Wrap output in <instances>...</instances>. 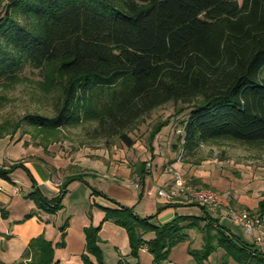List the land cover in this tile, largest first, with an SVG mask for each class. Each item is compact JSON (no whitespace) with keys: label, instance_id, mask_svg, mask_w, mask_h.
<instances>
[{"label":"trees","instance_id":"obj_1","mask_svg":"<svg viewBox=\"0 0 264 264\" xmlns=\"http://www.w3.org/2000/svg\"><path fill=\"white\" fill-rule=\"evenodd\" d=\"M27 67L40 71L41 90L54 95L51 116L23 117L42 138L65 127L86 126L87 137L104 140L106 146L118 140L132 147L131 131L172 102L185 105L176 113L190 110L179 136L185 157L224 139L264 145V0H5L0 7V82L16 83ZM170 119L152 127L151 145ZM19 167L35 184L26 197L47 213L62 208L71 181L84 180L83 173L68 176L59 194L47 196L21 161L0 166V177L14 183L10 174ZM92 193L107 197L94 188ZM262 196L259 217L264 216V191ZM113 202L117 207L103 208V221L126 229L133 257L145 246L151 264H163L176 244L189 239L188 229L201 228L202 246L188 247L196 264H205L218 248L235 264H264L261 248L209 214L176 215L156 224L154 215L141 217L132 207ZM0 212L8 216L1 206ZM201 221L206 222L200 227ZM61 229L58 243L40 234L12 264H54L55 247L65 244L64 225ZM100 229L101 224L84 229V264H105ZM147 233L154 235L145 239Z\"/></svg>","mask_w":264,"mask_h":264},{"label":"crops","instance_id":"obj_2","mask_svg":"<svg viewBox=\"0 0 264 264\" xmlns=\"http://www.w3.org/2000/svg\"><path fill=\"white\" fill-rule=\"evenodd\" d=\"M156 139L157 135L153 144L157 143ZM17 144L23 146L24 150L10 153V157L0 156V166L7 168L21 161L28 168L37 186L47 196L59 194L62 182L68 176L83 173L84 180L71 181L66 187L62 208L55 213H47L37 210L35 202L26 197L35 184L24 168L19 167L10 174L14 183L0 177V206L8 213V216L4 218L0 212V260L6 264L19 260L29 241L40 234H43L53 244L58 243L62 239L61 227L63 225L65 244L55 247L54 264H84L81 258L86 245L84 229L89 225L99 224H101L100 246L104 253L105 264H117L118 261L122 264H151L152 256L145 246L141 248L138 257L130 255L131 248L126 229L110 220L103 221L105 216L103 208L117 207L114 200L121 205L132 207L137 215L144 216L147 212V210L144 212L145 208H143L145 200L149 199L155 204H164L155 197V193L158 187H168L172 183L173 173L170 171L172 169L178 171L186 179L192 180L198 187L210 188L222 193L236 209L255 211L258 209L259 201L263 198L264 187L259 189L258 183L245 188L238 181L226 177L221 168L226 158L213 155V153L204 157H199L200 154H198L195 157L180 158L176 156V151L172 148L165 155H158L157 149L152 145L154 147L153 156H147L152 157V160L145 163L142 172L141 169L132 168L129 165L130 162L133 163L130 160L129 150L134 148V160L137 159V152H135L137 141L132 147L125 146L120 149L115 146L95 149L87 147L79 149L78 152L66 154L58 152V147L54 144L44 149L30 143L26 145L24 140L17 142L9 140L8 147L17 149ZM148 158H143L142 161L145 162ZM167 166L170 167L169 171H167ZM123 168L126 180H122L120 185L111 182L109 184L100 183V180L104 178L112 180ZM20 170H23V174ZM88 175L92 178L89 179ZM96 180H99L98 186H95ZM133 182H138V187ZM94 187H98V190L107 197L93 194L92 188ZM148 190H151L152 195L147 194ZM169 204H173L174 209L170 215L165 217H173L174 214L183 215V213L196 217L209 214L211 218L217 219L218 223L225 225L239 238L248 243H255L251 235L245 231L240 232L234 224L232 226L228 224L231 221L222 210H210L202 204L188 201ZM157 209L158 206L146 215H156L160 212ZM34 210L37 211L34 216L24 219L27 213ZM190 211H195L197 214H191ZM161 217L162 213H159L156 218ZM261 218L264 221V216ZM205 222L201 221L200 227ZM186 232L189 239L176 245L171 250L168 261L163 264H196L187 249L188 247L194 248L193 243L198 245L196 248L202 246L203 231L201 228H191ZM153 235V233H147L144 238L150 239ZM181 244V249L176 255L175 250ZM255 244L264 251V240ZM224 255V250L218 248L210 254L205 264H235L232 259H226ZM90 258L94 263L96 262L93 256Z\"/></svg>","mask_w":264,"mask_h":264},{"label":"rangeland","instance_id":"obj_3","mask_svg":"<svg viewBox=\"0 0 264 264\" xmlns=\"http://www.w3.org/2000/svg\"><path fill=\"white\" fill-rule=\"evenodd\" d=\"M4 2L5 0H0V7ZM42 80L43 77L38 69L27 67L21 74V78L16 83L0 82V156L10 157V153L17 152L18 150H24L23 146L21 147L19 144H17L18 147L16 146L17 149H11L10 146L8 147L9 140H13L15 142L24 140L26 145L30 143L35 147H43L44 149H46L48 145L54 144L58 147V152H62L64 154L78 152L79 149L82 150L87 147L93 149L98 147L111 148L115 146L118 149L125 147V145L118 140H114L112 144L108 145L110 147H108L104 143V140L94 139L89 136L87 137L85 134L86 126L65 127L60 129L54 137L52 135H47L45 138H42V135L38 132V130L29 125L26 120H23V117L30 113H39L51 116L54 112V95L52 93L46 94L41 90L40 82H42ZM184 106L185 105L182 103L173 104L172 102H169L152 111L144 118L137 128L131 131L130 135L137 141L138 150H135V152H137L136 160H134V148L129 150V155H131L130 160L133 162L132 164L130 162L129 165L132 166V168L134 167L140 169V163L143 162L142 159L148 158V155L153 156L152 152H154V147L157 149L158 155H165V153H168V151L172 148L176 151V156H180V158L185 157V154H183L181 149L182 146L179 136L183 133L182 122L187 119L190 110H185L182 113H176L177 109ZM168 116H171L169 124L165 125L158 132L156 139L157 143L153 144L152 142L154 147L150 149L151 143L149 133L152 127L158 121L165 119ZM16 124H18L19 127L14 130ZM243 142L244 141L239 142V140L236 141L232 139L219 140L218 143L213 145L201 146L196 155L200 154L199 157H204L213 153V155L225 157L226 161L224 166H221V168L224 170L223 172L226 177L238 181V183L245 188H248L249 185L258 183L259 185L257 187L261 189L264 187V145H250L246 144L247 142ZM151 160L152 157L148 158L145 163L147 161L151 162ZM168 169H170V167L167 166V171H169ZM123 170L124 168L120 169V173H118L112 180L104 178L100 180V183L109 184L111 182L115 185H120L122 180H126ZM22 171L23 170H20V173L23 174ZM88 178L91 179L92 177L88 175ZM98 181L99 180H96L97 184H95V186H98ZM189 181L193 183L192 180L189 179ZM94 188L96 190L99 189L98 187ZM172 205L173 204L169 203H164L163 205L155 204L154 201L149 199L145 200L143 208H145L144 212H146V210L147 212L141 217L147 216L146 214L148 212L151 213L155 210L156 206H158L157 211L160 210L159 213H162V217L159 219L156 218L159 214L157 213L153 216V222L156 224H165L177 215L174 214L173 217H165L166 215H170L174 209V206ZM256 211L257 210L252 211L251 213L256 214ZM190 212H192L191 214H197L195 211ZM186 214L187 213H183V216H186ZM230 221L231 222H228V224L231 226L232 224L236 225L240 232L244 231L243 228L233 223L232 220ZM224 223L226 224V220H224ZM180 243L182 242H179L178 244ZM181 246L182 244L178 246L177 250H175L176 255L181 249ZM197 246L198 245L196 243H193L192 245L194 248ZM192 259L194 260L193 257Z\"/></svg>","mask_w":264,"mask_h":264},{"label":"built area","instance_id":"obj_4","mask_svg":"<svg viewBox=\"0 0 264 264\" xmlns=\"http://www.w3.org/2000/svg\"><path fill=\"white\" fill-rule=\"evenodd\" d=\"M173 173V181L168 187H158L155 197L164 203H174L178 201L195 202L204 205L210 210H222L233 223L251 235L255 243L264 240L263 220L258 215L248 210L236 209L229 199L222 193L210 189L198 187L186 179L178 171L170 170ZM138 187V182H133ZM152 195L151 190L147 191Z\"/></svg>","mask_w":264,"mask_h":264}]
</instances>
